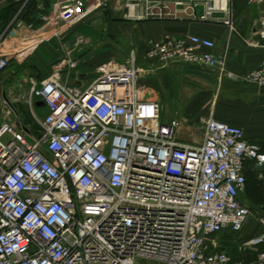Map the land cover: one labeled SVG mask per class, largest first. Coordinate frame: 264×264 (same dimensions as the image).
I'll list each match as a JSON object with an SVG mask.
<instances>
[{
	"label": "built area",
	"instance_id": "built-area-1",
	"mask_svg": "<svg viewBox=\"0 0 264 264\" xmlns=\"http://www.w3.org/2000/svg\"><path fill=\"white\" fill-rule=\"evenodd\" d=\"M35 1L38 26L20 19V9L0 31V264H264V217L255 218L249 236H240L250 213L240 199L243 166L264 163L260 147L240 127L212 115L200 120V143L179 142V121L164 123L159 104L138 88L145 76L184 64L214 71L218 82L264 89V43L260 65L235 72L211 39L165 35L142 56L130 50L122 62L101 64L80 86L69 83L79 61L68 51L48 77L30 79L20 94L27 125L20 109L5 101L1 75L22 62L30 44L13 51L3 47L5 39L22 29L36 31L37 41L60 40L110 0ZM219 1L205 0L200 18L226 11ZM124 2L126 16L143 18L134 14L141 0ZM166 8L159 4L144 15L163 18ZM257 34L264 40V17ZM37 102L45 110L41 119ZM222 234H231L251 258L233 259L217 239Z\"/></svg>",
	"mask_w": 264,
	"mask_h": 264
},
{
	"label": "crops",
	"instance_id": "crops-1",
	"mask_svg": "<svg viewBox=\"0 0 264 264\" xmlns=\"http://www.w3.org/2000/svg\"><path fill=\"white\" fill-rule=\"evenodd\" d=\"M174 1L141 0L134 14L142 15L143 18H136L118 14V7L124 0H110L107 9H95L82 20L72 24L65 30L64 36L76 31V27L84 21L98 20L110 41V47L98 53L97 50L102 48L100 45L99 49L84 59H78L73 51H70L72 57L78 59L79 65L69 78V83L75 85L89 82L95 77L98 66L115 58L124 60L130 50H135L142 56L150 42L162 41L165 35L177 37L196 34L211 39L215 43L216 52H227L228 68L235 72L253 70L260 65L263 58L260 45L264 40L258 36L257 30L260 20L264 17V4H249L244 0H220V5L225 6L226 11L213 10L211 14L201 19L206 12L205 0H181V5H175ZM25 2L26 0H0V31L12 22L20 9L22 11ZM159 4L167 7L163 9L165 13L163 18L145 17L147 11L156 13ZM34 16L37 18V12ZM226 21L231 22L232 28ZM23 33L26 31L22 29L15 31L3 43L5 49L13 51H22L30 44L29 49L22 51V61L32 57L42 45L50 46V41L55 40L45 38L37 41L34 39L37 36L36 31H31L26 33L27 39L23 41L21 39ZM102 43L104 45V42ZM59 59L51 63L50 74ZM88 67L93 68V75L84 70ZM2 76L3 74L1 80ZM138 88L144 99L159 104L164 123L173 119L179 121V126L174 132L177 141L200 143L203 127L199 125V121L212 115L219 122L240 127L245 139L257 144L264 153L263 88L227 80L218 82L214 71L184 64H175L158 70L153 75L145 76L139 81ZM4 94L12 105L23 112L25 108L20 103V95L6 91ZM44 113L45 110L43 115ZM24 122L30 125V117L25 116ZM243 172L246 184L240 199L250 213L241 237L249 236L253 232L255 218L264 217V170L256 168L253 161L246 160ZM229 246L223 244L224 250L228 253ZM238 254L244 260L251 258L239 252Z\"/></svg>",
	"mask_w": 264,
	"mask_h": 264
},
{
	"label": "rangeland",
	"instance_id": "rangeland-1",
	"mask_svg": "<svg viewBox=\"0 0 264 264\" xmlns=\"http://www.w3.org/2000/svg\"><path fill=\"white\" fill-rule=\"evenodd\" d=\"M120 4L118 8L120 9L122 6V9L118 10V14L124 16V14H127L128 10L124 7L125 2H123V4L121 2ZM102 42H104V45H102ZM46 45H42L38 48L32 57L20 63L12 62L9 65L2 76L4 91L7 93L13 92L17 95L23 94L31 85L29 84L30 79L41 80L48 77L50 75L51 63L64 56L66 52L73 51L74 56L78 59H84V57L89 56L92 52L99 49L100 45L102 48L97 50L98 53L108 49L110 47V41L107 39L106 33L102 31V27L98 20L92 19L82 22L76 27V31H71L69 34L67 33V35L63 36L60 40L55 39L50 41V46ZM115 60L118 62L123 61V59L120 58H115ZM84 70L91 75L94 74L92 67L85 68ZM83 84L87 85V82ZM74 86H80V84H75ZM24 111L25 110L20 112L22 118L28 116L27 110L26 112ZM34 112L36 116L41 119L43 117L44 107H34ZM199 125L202 127L200 121ZM217 239H223L226 241V244L230 245L229 255L231 254L235 259H243V257H240L238 254V252L240 253L238 250V241L236 242L228 239L224 237V234L218 236Z\"/></svg>",
	"mask_w": 264,
	"mask_h": 264
},
{
	"label": "trees",
	"instance_id": "trees-1",
	"mask_svg": "<svg viewBox=\"0 0 264 264\" xmlns=\"http://www.w3.org/2000/svg\"><path fill=\"white\" fill-rule=\"evenodd\" d=\"M37 2L35 0H32L31 2L27 3L22 11L20 12L19 14V18L22 19L23 21H26V22H33V24L35 26H38L39 25V21L37 20V18H35L34 14L35 12H37ZM7 14H8V11H6ZM25 112V111H24ZM245 184H246V177H245ZM224 237L228 238V239H231V240H234V238L232 237L231 234H224ZM235 241V240H234ZM237 242V241H236ZM226 243L225 240H220V245H221V248H223V244ZM232 257V256H231ZM233 259H235L234 257H232ZM235 260H239V259H235ZM249 260V259H247Z\"/></svg>",
	"mask_w": 264,
	"mask_h": 264
},
{
	"label": "water",
	"instance_id": "water-1",
	"mask_svg": "<svg viewBox=\"0 0 264 264\" xmlns=\"http://www.w3.org/2000/svg\"><path fill=\"white\" fill-rule=\"evenodd\" d=\"M5 101L11 106V104L9 103L8 99L6 98V96H4ZM37 106H43L42 102H37L36 103ZM261 170H264V163H262L259 167Z\"/></svg>",
	"mask_w": 264,
	"mask_h": 264
}]
</instances>
